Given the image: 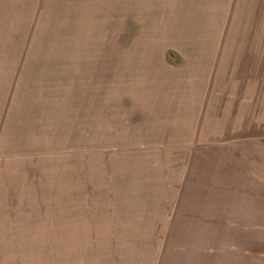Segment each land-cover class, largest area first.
<instances>
[{
  "label": "rangeland",
  "instance_id": "rangeland-1",
  "mask_svg": "<svg viewBox=\"0 0 264 264\" xmlns=\"http://www.w3.org/2000/svg\"><path fill=\"white\" fill-rule=\"evenodd\" d=\"M205 250L264 264V0H0V264Z\"/></svg>",
  "mask_w": 264,
  "mask_h": 264
},
{
  "label": "crops",
  "instance_id": "crops-1",
  "mask_svg": "<svg viewBox=\"0 0 264 264\" xmlns=\"http://www.w3.org/2000/svg\"><path fill=\"white\" fill-rule=\"evenodd\" d=\"M196 145H197V143H196ZM191 148H192V146L190 147V149ZM186 152L188 153V150H186ZM231 201L235 202L236 199H232ZM257 201H259V199ZM239 208H240V206H239ZM238 209H236V210L238 211ZM238 216L239 217L241 216V212H239V215ZM237 229H238L237 232H240L241 231V227L240 226H238ZM222 246H223L224 250L226 251L227 248H226L225 243H223ZM157 260L159 261L160 259L156 258L155 261L157 262ZM164 260H167V258H165ZM238 260L239 261H237V263H235V264H241V262H240L241 260L240 259H238ZM171 261H173L174 264H227V258H226L225 253L223 254V256H221L219 258L211 259L208 256V252L207 251L206 252H201L200 253V257H198L196 259H192V258L189 257V258L172 259Z\"/></svg>",
  "mask_w": 264,
  "mask_h": 264
}]
</instances>
